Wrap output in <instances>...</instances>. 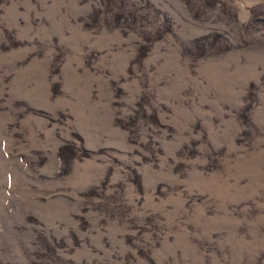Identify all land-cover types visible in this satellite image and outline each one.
<instances>
[{
	"label": "rangeland",
	"instance_id": "1",
	"mask_svg": "<svg viewBox=\"0 0 264 264\" xmlns=\"http://www.w3.org/2000/svg\"><path fill=\"white\" fill-rule=\"evenodd\" d=\"M0 264H264V0H0Z\"/></svg>",
	"mask_w": 264,
	"mask_h": 264
}]
</instances>
